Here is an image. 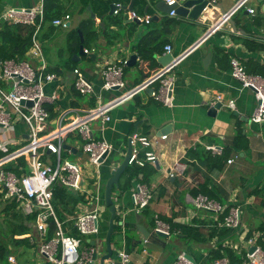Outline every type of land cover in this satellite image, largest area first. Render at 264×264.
<instances>
[{
	"label": "crops",
	"instance_id": "1",
	"mask_svg": "<svg viewBox=\"0 0 264 264\" xmlns=\"http://www.w3.org/2000/svg\"><path fill=\"white\" fill-rule=\"evenodd\" d=\"M57 1L59 18L69 15V21L65 26L46 24L40 33L49 71L58 77L46 87L49 94L58 91L60 95L58 101L50 105L51 126L56 124L61 112L87 111L140 85L164 67L160 61L163 56L182 57L176 69L172 107L153 98L157 82L148 88L153 89L151 92L141 91L133 99L115 106L104 131L100 130V121L93 124L95 138L112 145L99 168L101 233L97 237H82L77 232L76 217L94 208L87 196L81 195L74 206L70 204L68 210L61 213L59 220L65 230L76 233L74 237L81 240L84 251H90L97 243L102 252L110 220L105 207L106 184L112 171L124 161L129 141L138 135L151 143L148 147L139 145L140 154L153 153L156 160L137 167L139 172L133 177L125 172L119 187L114 188L117 216L113 242L120 251H128L137 264H174L182 252L196 264H214L224 258L230 264H240L252 247L264 252V196L257 194L264 187V123L252 120L257 107L255 93L234 79L231 66L232 58H237L248 74L264 79V0H248L220 31L207 38L209 27L230 13L238 0H214L215 11L198 21L162 15L157 21L142 22L141 28L127 21L135 19L133 12L144 20L154 16V13L145 14L144 0L135 2L133 12L120 9L113 17L108 15L110 7L105 13L106 4L120 2L121 6H128L131 0ZM39 4L40 0H0V20L10 8L32 9ZM248 9H254L255 15ZM3 24L0 21V25ZM168 45L172 47L171 53L166 51ZM81 46L90 53L77 56ZM133 55L138 59L131 67L126 64V89L103 90L102 68L118 60L128 62ZM144 56L149 60H144ZM76 68L93 85L94 95L82 96L74 89ZM230 101H234L235 110L228 107ZM216 105H220V109L213 115L211 110ZM164 128L167 131L162 134ZM16 132L18 137L27 140L23 124L16 127ZM162 136L167 139L163 140ZM82 144L80 135H70L65 145L72 147L75 153L66 150L63 159L85 164L87 157ZM211 147L218 152L211 151ZM45 159L52 163L57 161L52 154H47ZM178 162L184 164L186 170L171 176V169ZM138 184L147 186L153 194L150 206L139 214L134 212L132 198ZM199 194L226 207H239L244 228L219 236L223 228L217 223L220 218L217 217V221L215 216L197 211L194 206ZM30 218L32 216L24 215L15 203L5 199L4 187L0 184V264H49L40 254L36 218L34 222ZM137 221H142L147 230L156 229L158 221L190 226L199 229L202 238L209 240L201 243L194 238L189 243L182 239L180 230L172 229L171 237L155 239L157 248L154 250L133 246L128 238L118 243L117 236L126 235L127 229L135 227ZM215 226L219 229L215 230Z\"/></svg>",
	"mask_w": 264,
	"mask_h": 264
},
{
	"label": "built area",
	"instance_id": "2",
	"mask_svg": "<svg viewBox=\"0 0 264 264\" xmlns=\"http://www.w3.org/2000/svg\"><path fill=\"white\" fill-rule=\"evenodd\" d=\"M215 4L214 0H210ZM248 0H238L234 9L226 13L218 22L207 30L205 37L220 31L224 24L232 17L233 13L240 9ZM168 4L175 3L167 0ZM45 0L32 9L10 8L2 14V23L21 24L34 26L31 47L24 60H5L0 64V151L7 154L0 160V184L4 187L5 199L17 205L18 209L26 216H36L37 240L40 243V254L49 264H90L95 251H99L97 243L90 251H81L80 239L69 235L64 223L56 214L53 199L55 186H62L67 190L87 196L93 205L90 211L79 214L74 226L82 237H97L101 233V215L98 209V191L100 178L101 159L105 153H110L112 145L105 140L94 136L93 124L101 123L100 130L104 131L110 122V112L120 103L133 99L141 91L158 82V86L152 92L153 98L165 106L172 107L174 103V83L176 69L181 63L182 57L173 60L147 78L143 83L124 92L120 97L112 101L100 104L87 111L72 110L61 112L56 124L51 126L52 114L48 110L60 98L59 92L48 93L46 87L58 79L57 75L49 71V64L43 51L40 33L45 23ZM255 15L254 9H248ZM117 13V12H116ZM174 11L170 13L174 16ZM132 18L140 22L150 23L138 17L134 12ZM70 16L66 15L52 22L54 26H65ZM172 47L166 46L167 53H171ZM87 54L90 52L85 50ZM127 62L118 60L102 68L103 90H124L127 87L125 80V68ZM232 76L242 87L255 93L257 107L252 120L264 123V79L260 76L250 75L237 58H232ZM74 89L82 96L95 94L93 85L86 79L79 68L74 69ZM219 101L222 97L218 98ZM23 102H25L23 104ZM32 103V105H29ZM228 107L235 110L234 101L228 102ZM23 124L26 127L27 140L17 136L16 127ZM77 133L83 144L82 151L86 155L85 164L63 159L66 139ZM163 140L167 136H162ZM132 154L129 166L144 167L148 163H155L153 153L140 156L139 145L148 147L151 145L146 137L134 135L131 138ZM19 147L10 152L11 147ZM213 152L218 150L210 148ZM47 154H52L57 161L52 163L46 160ZM24 158L28 172L17 166L19 173L4 169L9 163ZM232 163L233 161H229ZM186 166L180 162L171 169V176L183 174ZM96 191V192H95ZM134 212L139 214L146 210L153 199L152 191L145 185L138 184L132 192ZM197 211L213 214L218 225L232 231L243 229L241 210L237 206L226 207L222 203L205 195H197L194 199ZM212 215V216H213ZM218 217V218H217ZM222 218V219H221ZM50 225H54V233L50 236ZM157 231L171 237L173 232L169 224L158 221ZM179 234V231L177 232ZM14 262V258L10 257ZM96 264H100L97 262ZM104 264H137L132 260L131 254L121 250L116 259H109ZM174 264H196L186 252L177 256ZM214 264H230L227 258L220 259ZM240 264H264V252L256 248L243 258Z\"/></svg>",
	"mask_w": 264,
	"mask_h": 264
},
{
	"label": "water",
	"instance_id": "3",
	"mask_svg": "<svg viewBox=\"0 0 264 264\" xmlns=\"http://www.w3.org/2000/svg\"><path fill=\"white\" fill-rule=\"evenodd\" d=\"M116 1H122V0H116ZM136 1L137 0H131L128 6H121L120 4L122 3L113 2L112 4H110V11L108 15L110 17H113L115 16L114 13L118 12L120 9L129 10L130 12H133L134 4ZM174 1L175 3L170 5L168 4L167 0H144L145 2L144 12L145 14L154 13V16L150 18V22L157 21L158 18L161 17L162 15L170 16V13L172 11H174L175 13L173 17H176L178 19H190L193 21H198L201 18H203L204 15H207L209 14V12L215 11L216 9L215 4H212L210 0H174ZM127 22L128 23L134 22L138 24L139 28L142 27V22H140L138 19H131V20L129 19ZM101 26H104V24H101ZM135 30L136 29H134L133 32H135ZM86 54L87 53L85 52L84 47L81 46L77 56L80 57ZM91 56L94 57V55ZM137 59H138L137 55H133L130 58V60L127 62V65L129 67L133 66ZM172 60H173V56L171 54H167L166 56H163L160 61L163 66H166ZM152 90L153 89H146L145 91L151 92ZM24 103L25 102H23V104ZM29 105H32V103H29ZM218 109H220V105H216L215 108L211 110V114L214 115L215 110ZM166 128H164L162 134H164L167 131L165 130ZM64 149L67 151H72V153H75L74 149L69 145H65ZM132 150L133 147L131 141H129V146L124 161L116 169L112 171V176L106 184L105 207L110 213V220H109V229L102 244V252L104 251L105 253L99 252L100 250L95 251L90 264H96L97 262H100V264H104L106 260L116 259L120 251V249L117 248L113 242L115 221L117 216V206L113 199V195H114L113 192H114V188L119 187V181L121 177L130 167L129 160L131 158ZM108 155L109 153H105L100 162H104V160L108 157ZM141 223L142 221H137L135 227L127 229L126 235L117 236L118 243H123L125 238H128L132 242L133 246L140 245L142 247H146L149 250H154L157 248L155 239L157 237L159 238L167 237L162 232L157 231L155 229H149V230L145 229ZM122 225L123 223H121V226ZM139 236H141V238H139ZM255 249L256 247H252L250 249V252H253Z\"/></svg>",
	"mask_w": 264,
	"mask_h": 264
},
{
	"label": "trees",
	"instance_id": "4",
	"mask_svg": "<svg viewBox=\"0 0 264 264\" xmlns=\"http://www.w3.org/2000/svg\"><path fill=\"white\" fill-rule=\"evenodd\" d=\"M56 3H59V2L57 0H51L46 3V0H45V4H44L45 23L43 25V28L45 27L46 24H50V23L52 24L54 20L58 19L61 16L60 12H58V9L55 7ZM109 7H110V4L109 6L108 4L105 5L104 7L106 8L105 13ZM34 32H35L34 26H26V25H21V24H7V23L0 25V64L2 61H5V60H11V59L24 60L26 58L27 52L29 51L31 47V40H32V36ZM144 60H149V58L144 56ZM48 110L52 112L51 107H48ZM12 151L13 150L10 149V152ZM6 155L7 154H5V156ZM140 156L143 158L145 157V154H140ZM17 166L24 168V171L28 172V166L24 158H20L14 162L9 163L6 166V170H11L16 173H19L17 170L18 168ZM137 167L138 166H130L127 169L125 175H129V177H133L137 175L139 172V169ZM257 194L264 196V187H262L261 190ZM79 199H80L79 194L71 192L60 185L55 186L53 204H54V208H55L58 218L59 219L61 218V213L63 211L68 210L70 204H73L74 206L79 201ZM35 218L36 216L33 215L32 218H30V220L34 222ZM170 227L171 229L180 230L181 231L180 234H182L181 235L182 239L186 240V242L190 243L192 242L191 239H194V238L197 239L194 241L201 242V243H206L209 240V239L202 238V235L200 234L199 229H195L190 226H174L172 224H170ZM49 229H50V236H51L54 233L55 226L50 225ZM214 229L217 230L219 228L215 226ZM221 229L222 230L219 233V236H223L225 234L232 232V230H229L227 228H221ZM66 232L71 236L76 235V233L74 234V232H71V231L70 233L68 231Z\"/></svg>",
	"mask_w": 264,
	"mask_h": 264
},
{
	"label": "rangeland",
	"instance_id": "5",
	"mask_svg": "<svg viewBox=\"0 0 264 264\" xmlns=\"http://www.w3.org/2000/svg\"><path fill=\"white\" fill-rule=\"evenodd\" d=\"M19 147H12L11 149L13 150L12 152L16 151ZM0 157L4 158L5 157V154L4 153H0ZM19 213V211H18ZM213 215V214H212ZM214 216V215H213ZM81 251L83 252L84 251V245L82 244V247H81Z\"/></svg>",
	"mask_w": 264,
	"mask_h": 264
}]
</instances>
